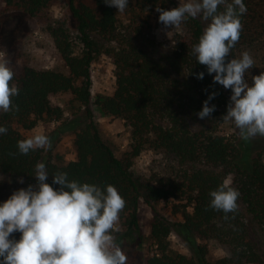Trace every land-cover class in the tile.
<instances>
[{
	"label": "trees",
	"instance_id": "1",
	"mask_svg": "<svg viewBox=\"0 0 264 264\" xmlns=\"http://www.w3.org/2000/svg\"><path fill=\"white\" fill-rule=\"evenodd\" d=\"M2 1L8 12L23 18H36L51 2ZM94 1L92 8L84 2L70 0L72 27L77 31L80 49L77 50L73 32L65 24L49 27L67 73L27 66L10 81L19 88V95L12 98L18 110L0 113V126L8 130L7 134H0V171L21 176L29 184L37 183L35 165L42 163L44 150L21 155L17 142L24 139L23 131L32 130L42 122H57L59 125L50 137L66 132L75 134L77 158L62 166L45 163L49 175L46 183L58 189L52 183V176L66 172L69 181L95 184L102 189L109 184L117 188L126 206L120 213L122 229L115 236L127 257L126 264H209L205 246H194L195 236L216 239L228 247L229 255L218 264H264V246L251 239L244 214L264 233V137L244 141L237 134L221 135L213 127L192 130L184 109L189 96L180 81L160 59L132 38L120 34L115 7H108L104 0ZM243 3L247 13L240 18L243 28L229 59H238L243 51L264 54V0H243ZM219 11H224L223 5ZM186 22L189 36L178 39L175 58L188 71L201 104L208 95L217 93L209 107L215 105L216 110L211 114L221 115L230 102L228 91L213 84L215 74L208 75L207 67L200 65L192 54L193 46L204 32V20L198 17ZM99 38L110 44L103 45ZM104 54L115 66V92L110 96H95L92 67ZM257 66L255 63L253 68ZM200 72L205 74L203 80L195 78ZM66 93L73 96L81 110L70 118H66L63 107L51 101L52 96ZM93 105L106 116L125 120L131 141L124 155L119 156L104 137ZM147 150L175 156L177 170L142 181L133 167L135 160ZM229 177L231 185L226 183ZM224 184L240 193L238 210L228 213L227 220L223 211L209 207V193ZM170 199L186 201L183 222L173 223L157 211L158 203ZM143 201L155 213L149 238L143 233L140 218ZM190 207L192 211L188 210ZM174 232L182 234L198 254L174 253L169 246ZM20 235L14 233L12 238L19 240ZM147 241L152 249L145 255Z\"/></svg>",
	"mask_w": 264,
	"mask_h": 264
},
{
	"label": "clouds",
	"instance_id": "2",
	"mask_svg": "<svg viewBox=\"0 0 264 264\" xmlns=\"http://www.w3.org/2000/svg\"><path fill=\"white\" fill-rule=\"evenodd\" d=\"M108 7L118 13L128 9L129 0H104ZM224 11H219V6ZM158 23L163 29L179 28L189 18L210 21L192 48V54L200 65L213 75V84L231 90L224 123L234 124L244 141L256 136L264 137V72L252 76L251 86L245 74L254 66V59L243 51L239 59L229 57L239 42L243 25L241 16L247 13L243 0H180L171 10L156 8ZM15 73L8 62H0V111L18 110L12 98L19 95V88L10 84ZM204 73L196 74L203 80ZM207 91V90H205ZM217 93L213 92L203 101L199 119L210 117L216 106L209 107ZM0 126V134H7ZM51 139L35 135L17 142L18 153L27 155L37 149H50ZM17 153H10L15 156ZM37 184L14 191L0 204V264H126L127 257L113 233L120 231V213L126 201L111 184L103 189L95 184L68 180L66 172L52 176L54 189L46 183L49 178L45 164L35 165ZM18 183L23 184L21 178ZM209 207L225 213L238 210L240 193L226 184L209 193ZM20 233V239L13 237Z\"/></svg>",
	"mask_w": 264,
	"mask_h": 264
},
{
	"label": "rangeland",
	"instance_id": "3",
	"mask_svg": "<svg viewBox=\"0 0 264 264\" xmlns=\"http://www.w3.org/2000/svg\"><path fill=\"white\" fill-rule=\"evenodd\" d=\"M79 3H86L90 7H95L94 0H78ZM180 0H129L128 9L124 13H118L120 34L132 38L140 47L160 59L167 67L172 76L179 80L181 86L187 91L189 98L184 102V109L192 130L199 131L203 128L213 127L218 133L227 137L239 135V130L234 124L224 123L222 117L227 115V110L223 114L205 119H199L196 115L202 110V104L199 101V95L192 85L189 73L181 65L174 55V47L179 38L188 39L187 22H183L179 28L169 27L163 29V25L158 23L159 13L156 8L171 10L179 6ZM70 0H51L50 5L45 8L36 18H23L14 12L6 10L5 3L0 0V62H8L12 71L20 75L27 66L37 70H56L64 73L68 68L56 47L55 39L52 36L49 27L65 24L73 32L75 43L80 49L78 34L72 21V15L69 10ZM209 21H204L205 28ZM100 39V38H99ZM103 45H109L110 42L100 39ZM256 68L249 69L245 74V79L251 86L252 76L264 72V54L256 55L251 53ZM240 57H238L239 59ZM235 59V58H232ZM227 60L229 57L226 58ZM254 63V64H255ZM115 66L112 59L107 55H101L92 67V81L94 95L110 96L115 92L116 77ZM228 99L232 95L231 90H227ZM52 104L63 107L66 118L72 117L75 113H81L80 105L74 101L70 93L60 94L51 97ZM96 121L100 124L106 140L113 146L119 156L129 149L131 134L125 120L106 116L102 111L92 106ZM3 111H0V113ZM165 123V122H164ZM57 122H42L32 130L23 131L24 139L35 135H46L51 139L52 147L43 149L42 163H55L57 165H66L77 158V147L75 146V134L66 132L59 136L50 137L51 133L58 127ZM259 136V135H258ZM254 139V138H253ZM259 139V137H258ZM264 160V156H263ZM179 164L175 156L164 152L154 150L145 151L135 160L133 171L142 181L149 180L156 176H162L177 170ZM24 183H18L19 179ZM231 185L232 180L229 177L226 181ZM33 183L31 185H36ZM29 183L21 176L7 175L0 171V204L5 202L11 194L20 189L26 188ZM183 203L185 200L170 199L161 201L157 204V211L164 215L173 223L183 222ZM244 211V205L241 204ZM192 211V207L188 208ZM246 221L250 230L251 239L264 246V233L255 224L251 218L244 212ZM155 213L152 208L142 202L140 208V218L142 230L145 237L149 238L154 221ZM121 231V223L119 220ZM114 235L116 233H113ZM151 242L147 241L145 255H148ZM205 246L207 250L206 258L209 264H218V261L229 255V249L216 239H202L195 236V245ZM170 249L174 253L187 254L189 256L198 254L190 242L179 233L174 232L169 238ZM122 249V248H121ZM144 264V263H141Z\"/></svg>",
	"mask_w": 264,
	"mask_h": 264
}]
</instances>
